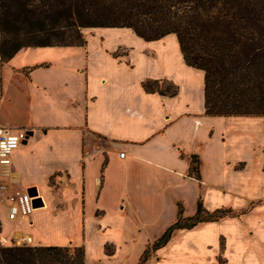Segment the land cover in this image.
<instances>
[{
	"label": "crops",
	"instance_id": "crops-1",
	"mask_svg": "<svg viewBox=\"0 0 264 264\" xmlns=\"http://www.w3.org/2000/svg\"><path fill=\"white\" fill-rule=\"evenodd\" d=\"M152 42L116 53L26 48L50 51L25 64L0 54V126L29 133L13 169L46 204L15 222L0 206L5 246L25 234L30 244L42 236L82 247L86 264H139L146 251L144 264H264V155L231 162L221 153L214 122L230 117L206 114L204 72L179 43ZM177 72L194 79L187 91ZM199 204L214 220L155 249L180 210L193 218ZM3 219L25 221V232L5 234Z\"/></svg>",
	"mask_w": 264,
	"mask_h": 264
},
{
	"label": "trees",
	"instance_id": "trees-1",
	"mask_svg": "<svg viewBox=\"0 0 264 264\" xmlns=\"http://www.w3.org/2000/svg\"><path fill=\"white\" fill-rule=\"evenodd\" d=\"M95 29H130L147 42L175 35L186 64L205 74L208 116L264 118V0H0L4 63L26 48L85 46L84 31ZM202 214L201 204L193 218L180 210L154 248L214 220ZM0 264H86V255L82 247L0 241Z\"/></svg>",
	"mask_w": 264,
	"mask_h": 264
},
{
	"label": "rangeland",
	"instance_id": "rangeland-1",
	"mask_svg": "<svg viewBox=\"0 0 264 264\" xmlns=\"http://www.w3.org/2000/svg\"><path fill=\"white\" fill-rule=\"evenodd\" d=\"M86 41L90 45L91 50L101 49L104 52H114L116 53L120 47H132L142 45L147 43L142 38L139 40L138 36L132 30L127 29H113V30H102L99 29L95 32H86ZM142 40V41H141ZM178 43L175 36L167 38L166 40L153 41L152 43ZM50 50L47 49H36L30 50L29 52L21 51L15 55L12 62L15 64H25L30 63L35 60L45 58L43 53H46ZM54 51V50H53ZM169 75V71L167 72ZM176 74V79L182 81L184 91H187L186 84L194 81L188 74L185 73H174ZM151 91L156 90V86H151ZM215 136H214V145L219 147L222 146V154L226 155L231 162H236L242 158H249L251 156H261L264 155V118L263 117H230L227 119L215 120ZM221 144V145H219ZM219 145V146H218ZM236 166V165H235ZM39 195L35 196L37 198ZM5 204V200L0 199V206ZM44 205V202H43ZM43 206H37L36 210L42 208ZM35 210V211H36ZM5 208L1 209V216H5ZM34 215V214H33ZM33 215L31 217H33ZM203 217H206L205 213L202 214ZM25 222V221H24ZM24 222L20 225L15 226L14 224L8 223L3 219L4 224V233L7 235H14L16 231H23ZM39 243H25L17 241V239H12L9 245L16 246H30V247H48L52 245H43L40 242H52L46 239H43L42 236ZM0 236V241L5 245ZM43 240V241H42ZM73 247V246H69ZM106 254L111 253V248L106 247Z\"/></svg>",
	"mask_w": 264,
	"mask_h": 264
},
{
	"label": "built area",
	"instance_id": "built-area-1",
	"mask_svg": "<svg viewBox=\"0 0 264 264\" xmlns=\"http://www.w3.org/2000/svg\"><path fill=\"white\" fill-rule=\"evenodd\" d=\"M27 130L14 131L0 126V199L5 200L12 222L28 218L37 207L35 196L23 187L22 175L13 169V154L28 140ZM124 158L125 153H120Z\"/></svg>",
	"mask_w": 264,
	"mask_h": 264
},
{
	"label": "bare ground",
	"instance_id": "bare-ground-1",
	"mask_svg": "<svg viewBox=\"0 0 264 264\" xmlns=\"http://www.w3.org/2000/svg\"><path fill=\"white\" fill-rule=\"evenodd\" d=\"M44 208H46V204L44 205V207L43 208H41V209H39V210H42V209H44ZM37 208H34L33 209V211H32V214L35 212V210H36ZM36 211H38V210H36ZM22 219H25V218H22ZM18 239V241H21V242H25V243H30V239H31V237L30 236H28V235H21L19 238H17ZM1 240H2V242H4V239L3 238H1Z\"/></svg>",
	"mask_w": 264,
	"mask_h": 264
},
{
	"label": "water",
	"instance_id": "water-1",
	"mask_svg": "<svg viewBox=\"0 0 264 264\" xmlns=\"http://www.w3.org/2000/svg\"><path fill=\"white\" fill-rule=\"evenodd\" d=\"M28 192H29L32 196H36V195H37V192H36V189H35V188H30V189H28ZM35 201H36V202H40V205H42L40 198L35 199Z\"/></svg>",
	"mask_w": 264,
	"mask_h": 264
}]
</instances>
